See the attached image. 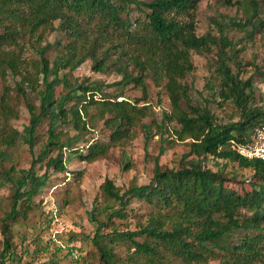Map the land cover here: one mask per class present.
<instances>
[{
    "label": "trees",
    "instance_id": "obj_1",
    "mask_svg": "<svg viewBox=\"0 0 264 264\" xmlns=\"http://www.w3.org/2000/svg\"><path fill=\"white\" fill-rule=\"evenodd\" d=\"M236 1L222 0L226 5ZM198 2L0 0V77L4 80L8 74L19 77L15 90L22 96L26 93V84L31 90L44 86L39 91L38 107L27 102L30 120L23 137L30 149L34 146L36 127L43 118L49 120L46 141L30 166L5 171L4 180L11 187V205L3 219L5 236L0 264L53 262V258L33 262L27 259L25 249L17 253L11 248L8 223L27 218L33 208V197L46 179L37 173L35 163L46 159V168L70 172L58 157L63 149L72 151V157L92 162L106 157L113 146L130 139L135 127L151 110L147 100L148 78L155 85L164 82L170 103L169 111L162 113L160 120L153 119L150 126L153 125L162 137L166 134L171 137V143H184L193 156L224 159L249 168L251 178L245 179L249 187L238 191L230 185L235 178L196 163L166 168L156 161L148 184H130L123 191L112 179L105 178L100 185L103 201L96 200L88 212L89 220L96 224L92 241L98 250V260L80 262L76 249L70 248L69 253L74 258L71 264H206L212 259H219L220 264H264V160L243 157L232 145V142L244 141L257 124L264 123V107L256 102L259 90L253 75L243 78L239 74L241 61L227 48L222 22L213 19L220 32L218 36L211 32L196 34ZM131 5L143 12L144 17L131 21ZM248 9L251 14L244 22L231 21L230 24L252 38L260 27L254 21L258 2L250 0ZM181 15L188 19L183 20ZM55 20L70 40L53 68L44 57L49 45L46 43L39 48L41 57L33 64L35 70H29L21 56L25 36L38 42L55 29ZM213 47L217 50L210 70L212 80L206 83L207 95L200 93L204 101L201 105L192 101L193 85L185 78L194 69L191 51H211ZM87 59L92 61L95 71L112 69L110 71L119 74L121 79L114 82L115 85L122 87L133 83L138 86L143 104L118 100L122 92L96 97L103 85L97 82L80 84L76 88L80 90L79 100L69 106V92L62 99L56 98L57 85L72 88L67 72L62 77L59 72L73 71ZM262 64L263 67L254 63L252 67L264 76V60ZM51 73L53 76L49 80ZM3 89L0 96V163L7 158L2 147L13 146L22 137L21 132L8 123L18 116L17 102L10 103L6 84ZM217 100L230 101L239 112V118L229 124H217L209 108V104ZM92 107L95 113L90 114ZM88 117L103 121L110 131L109 139L74 149L73 143L93 128ZM60 125H68L75 134L62 140L64 132L58 129ZM53 152L55 154L51 155ZM132 198L151 207L145 222L139 223L134 230L102 232L113 218L127 217V206ZM118 245L125 247L123 256L115 252Z\"/></svg>",
    "mask_w": 264,
    "mask_h": 264
},
{
    "label": "rangeland",
    "instance_id": "obj_2",
    "mask_svg": "<svg viewBox=\"0 0 264 264\" xmlns=\"http://www.w3.org/2000/svg\"><path fill=\"white\" fill-rule=\"evenodd\" d=\"M249 1L238 0L235 4L226 5L222 0H199L195 13L196 34L202 35L211 32L218 36L220 32L213 23V19L218 18L222 22V34L227 41V48L241 61L239 74L243 78L253 75L254 84L259 90L256 102L264 107V76L256 73L252 67L254 63L263 67L264 0H255L258 2V15L254 21L260 27L252 38L248 37L246 31L230 24L231 21L244 22L246 17L250 16ZM143 17V12L136 9L134 5L130 6L129 18L131 21ZM180 18L188 19L185 15H181ZM53 24L55 29L47 32L38 42L30 39L28 35L25 36L21 56L24 59L23 64L29 70H35L33 64L38 62L41 57L39 48L46 46V43L49 45L46 47L44 57L48 60L49 67L53 68L64 45L70 40L62 29L57 27L58 20H55ZM133 27L135 28L134 25ZM216 50L217 48L213 47L211 51L209 49L191 51L194 69L186 76L185 81L193 85L190 93L194 103L204 105L200 93L207 95L205 87L206 83L212 80L210 70ZM112 57L114 56L112 55ZM233 69L237 70L235 65H233ZM110 70L112 69L102 72L95 71L90 59L85 60L73 71L62 70L59 72V76L62 77L67 72L72 88L67 89L63 84L57 85L55 97L62 99L69 92L70 97L67 101V106H69L79 100L80 90L76 88L80 84L97 82L103 85L100 91L101 95L97 93L96 97L114 96L122 92V96L118 100L126 99L143 104L141 89L133 83L122 87L115 85L114 82L120 80L121 76ZM52 76L51 73L49 80ZM18 80L19 77L11 74H8L5 80L0 77V96L6 84L9 88L10 103L15 105L17 102L18 116L10 119L8 123L18 129L22 135L13 146L2 147L5 149L7 158L0 163V249L5 236L2 228L3 219L11 205V187L4 180L5 171L12 167L17 170L27 169L45 143L49 128V120L43 118L36 127L34 146L30 149L23 137L30 120L27 102L38 107L40 104L39 91L44 86L40 85L37 90H31L30 85L26 84L24 85L26 93L22 96L15 90V82ZM147 83V100L151 107L149 114L135 127L133 136L113 146L106 157L86 162L75 156L72 157V151L63 149L62 154L58 157L62 158L63 164L70 172H59L53 167L46 168V159L35 163L37 173L42 178L45 176L46 179L39 192L33 197V208L28 212L27 218L8 223L12 236L11 248L14 252L18 253L21 249H25L27 259L33 262L53 258V262L50 264H71L74 258L70 255L69 250L72 248L76 249L80 262H97L99 254L92 241L96 224L89 220L88 212L96 200L103 201L100 185L105 178L112 179L115 186L121 191L128 188L130 184H148L156 161L166 168H179L182 165L196 163L235 178L236 181L230 185L238 191L249 187L245 180L251 178L249 168H242L236 162L224 159L212 157L203 159L193 156L189 154V148L184 143H171V137L167 134L162 137L153 125L150 126L153 119L158 121L161 119L162 113L169 111L170 103L165 92L164 82L155 85L152 79L148 78ZM209 108L215 114L217 124H229L239 118V112L230 101H212ZM38 111L37 108L36 112L38 113ZM89 113H95V109L90 108ZM88 123L93 128L73 143L74 149L84 148L97 140L107 141L109 139L110 131L104 126L103 121L88 117ZM58 129H62L64 132L61 136L62 140L75 134V131L68 125H60ZM53 154L55 153H51V155ZM242 180L245 182L241 183ZM150 209L151 207L144 201L132 198L127 206V217L125 219L113 218L102 232L106 233L112 229L134 230L139 223L145 222ZM124 251L125 247L122 245L115 248V252L120 256L124 255ZM206 264H220V260L212 259Z\"/></svg>",
    "mask_w": 264,
    "mask_h": 264
},
{
    "label": "built area",
    "instance_id": "obj_3",
    "mask_svg": "<svg viewBox=\"0 0 264 264\" xmlns=\"http://www.w3.org/2000/svg\"><path fill=\"white\" fill-rule=\"evenodd\" d=\"M232 145L243 157L264 160V123L257 124L244 141Z\"/></svg>",
    "mask_w": 264,
    "mask_h": 264
}]
</instances>
